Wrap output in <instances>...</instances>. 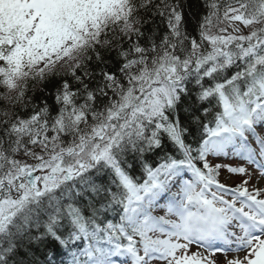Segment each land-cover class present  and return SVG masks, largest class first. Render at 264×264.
Masks as SVG:
<instances>
[{"label":"snow or ice","instance_id":"obj_1","mask_svg":"<svg viewBox=\"0 0 264 264\" xmlns=\"http://www.w3.org/2000/svg\"><path fill=\"white\" fill-rule=\"evenodd\" d=\"M0 264H264V0H0Z\"/></svg>","mask_w":264,"mask_h":264}]
</instances>
